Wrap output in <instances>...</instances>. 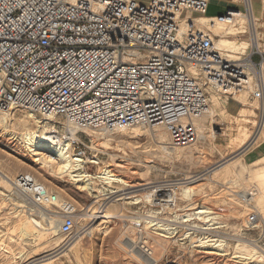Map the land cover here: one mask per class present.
I'll list each match as a JSON object with an SVG mask.
<instances>
[{"label": "built area", "instance_id": "obj_1", "mask_svg": "<svg viewBox=\"0 0 264 264\" xmlns=\"http://www.w3.org/2000/svg\"><path fill=\"white\" fill-rule=\"evenodd\" d=\"M229 2L234 7L210 17L209 0H0V114L58 119V131L47 136L74 160L92 152L81 139L85 130L163 128L168 148L193 145L202 138L195 121L206 113L211 93L232 99L246 92L261 118L259 39L253 46L259 63L251 57L231 63L217 45L229 35L206 27L242 17L235 35L247 34L251 43L254 26L258 36L251 0ZM9 188L7 197H18L25 212L58 213L59 233L74 235L72 209L55 205L56 195L32 175L18 174ZM240 196L251 207L255 194ZM257 217L250 209L245 229H256Z\"/></svg>", "mask_w": 264, "mask_h": 264}, {"label": "rangeland", "instance_id": "obj_2", "mask_svg": "<svg viewBox=\"0 0 264 264\" xmlns=\"http://www.w3.org/2000/svg\"><path fill=\"white\" fill-rule=\"evenodd\" d=\"M227 4L231 5L229 1ZM224 6L223 2H220L219 0H212L208 13H219L222 11ZM225 39L231 40L237 45L242 43L246 44L247 48L244 53L234 52L232 54L240 61H242L245 57L257 55L256 49L253 48L251 43H249L247 34L229 36ZM252 62L255 63L253 60ZM263 67L264 65L262 68ZM234 98L244 104L243 110H246L247 112H243V110H241L239 111L238 116L232 118L225 112L226 103L230 99H226L213 93L210 94L209 106L217 103L218 112L214 117L215 122L211 125L206 123L203 128L196 125L198 134L201 137L204 136L205 139L202 138L193 144V146L201 149V153L196 155L191 160L170 161L168 159H162L158 154L154 141L149 137V135L139 137V135L134 134L132 131L135 127L125 131V134L123 132H118L108 137H102L103 135H101V133L95 134L90 130L86 132L84 131L81 135V139L90 145L92 149V152L89 154L90 157L83 159V162H85V164H83V171H85L84 173L86 174L96 176L101 173L105 166H110L113 173L125 179L129 186H139L136 189H143L144 187L168 182H182L185 176L196 179L194 178L195 176L198 178L202 174H208L207 170L209 168L215 166L223 160L233 157L241 151L239 149L235 151L231 149L232 144L234 145V143L239 141L240 137L244 136L242 131L238 130L240 126H243L244 131L248 135L252 136L259 125V123H257L260 121L259 110H257L256 115L252 113L253 108H258L257 103L249 101L248 94L246 92H243ZM26 114H28V112L16 111L12 115H9V117H6L5 127H8L6 130L4 127L0 126L1 175L7 177L10 181L18 174L26 173L32 175L37 182L44 185L49 192L54 195H59L61 201L71 204L74 207V212L76 213L75 217L79 216L81 213H85V211L94 204L93 202L98 199L96 196L108 194L111 190H115L117 188H128V185L120 186L117 184H112L109 187L106 184L99 183L98 179H94V183H92L89 187L90 189L84 192L79 189L80 183L77 184L67 176L60 177L50 174L45 169L41 168L36 162L32 161L33 158L28 155L29 153L25 151L18 141V131L20 130L18 124L19 121L26 116ZM0 116L3 115L0 114ZM42 124L47 129H50L52 126L50 123ZM29 127L33 130L36 128L35 124L32 122H30ZM148 130L153 135L164 133L163 128ZM262 130L263 128L261 131ZM212 131L222 135H217L211 139L210 133H212ZM211 147H215L216 150L225 153V157L221 159L217 151H211ZM142 148L145 151H143ZM255 172L256 171H236L234 168L233 171L226 173L224 179L214 183L211 190L207 193L195 196V198H193L190 202L192 203L190 206H188L189 202H181L178 199H176V202L172 206L166 209L163 208L164 210L161 209V207H156L157 204L148 205L140 203L138 205H132L127 203L124 212L118 214L119 217L116 215L117 217L114 219L108 220V222L105 221L102 224L100 233L99 231H96L88 238L86 236L77 237L76 242L79 243L76 248L70 250L66 253V255L56 254V256L55 254L48 255L53 253V251L58 247L57 245L54 250H51L54 245L52 241H49L50 237H46L38 242L37 245L39 248H36L35 250L30 249V247H28V243L26 244L21 241L18 232L14 229H16L18 225L17 223H19L21 219L25 220L26 218L24 216L25 213H22V217L20 215L15 217L18 214L16 212L19 209L15 210L14 205L17 203L21 205L23 202L18 197H14L11 194L10 197L7 198L5 194L7 195L6 191H9L10 188L3 184L0 179V241L2 240V243L5 244L6 247L13 253V255L11 254L9 256H5L0 252V264H31L32 262H38L36 264H141L142 261H139L140 258L138 257L137 252H135L132 248H127L125 244V242L130 239L133 240L130 241H132L135 245L149 248L148 250L150 252L152 251L155 253L157 260L156 264H264V259L259 260L260 258H256L259 256L258 254L249 260L239 257V248H241L242 245L237 246V240L251 242L257 246L256 249L259 252L262 251L264 253V223H262L264 222V202L261 205H256L257 198H259L260 193L262 191L264 192V183H259L250 178V174ZM237 173L244 174L242 179L238 180L236 178ZM206 178L208 179V175H206ZM145 183L149 186H140ZM131 190L132 189H129L128 191L125 190L124 192H129ZM244 191H247V193L253 192L256 195L253 197L251 207L242 204L236 196ZM150 196L151 199H154L153 195ZM201 206L208 208L212 212L209 216L213 217L214 221L211 220L209 223H206L203 220L197 219L195 216H191L187 219V221L177 219L175 221L176 223H170L173 228L169 231L167 237L156 236L155 234L160 231L154 230L152 227L148 228L149 225H146L142 221L144 219L143 217L149 215L152 211H158V217L160 219L174 220L175 216L181 217L185 214H192ZM250 209H253L256 214H258V212L260 213V219L259 216L257 217L258 228L253 230L245 229L246 215L249 213ZM31 218L38 220L37 217ZM241 218L243 221L238 224L237 219ZM225 219H229V221L226 222ZM126 226L128 227L126 228ZM120 227H125L123 229L126 230L124 231ZM186 227H191L190 232L187 235H183V228ZM203 228L209 229L202 230ZM102 232L105 235L102 234ZM149 235H152V237ZM72 237L73 236L62 235L59 233V247H65L68 243H70V241L72 242ZM205 237H208V239L220 238L223 240V253L220 252L222 255L212 251H210L212 252L211 255L206 254L209 253V247H205L206 244L204 245L199 242ZM60 240L62 241L60 242ZM86 240L88 242H86ZM122 240H124L123 242L125 246L123 245ZM140 250L144 253L143 249ZM21 253L28 254L24 260L19 258V254Z\"/></svg>", "mask_w": 264, "mask_h": 264}, {"label": "bare ground", "instance_id": "obj_3", "mask_svg": "<svg viewBox=\"0 0 264 264\" xmlns=\"http://www.w3.org/2000/svg\"><path fill=\"white\" fill-rule=\"evenodd\" d=\"M232 7H234V6L228 5L227 9L232 8ZM252 15H253V12H252ZM208 22L209 21L206 20L205 18L198 19V23L200 24L201 27L206 26ZM244 23H245L244 18L236 17V19L234 21H232L230 25H227V26L213 25L212 26L210 24V25H207L206 27L210 28L214 34L219 35V36L220 35L234 36L236 33V29H238V28H236V26L237 25L242 26ZM251 40H252V42H251L252 46L258 45V41H257L258 39L256 37V30H255L254 26H252V28H251ZM217 45H218L220 50L222 49V50H225V52H226V54L224 56H222L223 59L225 61L231 62V63L238 62V58L235 55H232L234 52L244 53L245 49L247 48L246 44H244V43L237 45L235 42H233L231 40L224 39V38L219 39L217 41ZM249 46H250V44H249ZM261 79H262V81L264 80V68L262 70ZM217 109H218L217 103H214L213 105L209 106L206 113L202 117H200L198 120L195 121V125H198L200 128H203L206 123H209L210 125L212 123H214L215 122L214 117H215L216 113L218 112ZM243 112H247V111L243 110ZM1 115H3V116H0V126L4 127L6 130L8 128V127H5L6 117H9V116H6L4 114H1ZM30 122L34 123L36 126V128L34 130L29 127ZM42 123H50L52 126L50 129H47L43 126ZM57 124H59V121L57 119H43L42 120V119L38 118V116H36L30 112H28V114H26V116L19 121L18 126L20 127V130L18 131V135H19L18 141L22 145V147L25 149V151L29 153L28 155H30L33 158V160H32L33 162H36L41 168L45 169L50 174L57 175L60 177L67 176L72 181L76 182L77 184L80 183L79 189L81 191H84V192L86 190L90 189L89 187L92 183H94V181H93L94 179H98L99 183L106 184L109 187L112 184H117L120 186H127L128 185V182L125 181V179H123V178H121V177H119L113 173L112 169H110V166H105L102 169L101 173L100 174L98 173L99 175H96V176L84 173L85 171H83V164H82L83 160H81V159L74 160L71 157L69 152L62 153L52 144V142H50L49 137L47 136V133L51 134V133L57 132L58 131V129L56 127ZM262 128H264V107L261 110V118L259 121V125L257 127V131L254 133V135H252V136L248 135L244 131V127L240 126L238 128V130L242 131L244 136L240 137L239 141L234 143V145L232 144L231 149H233L234 151L238 150V149L239 150L244 149L248 144L252 143L255 138L257 139V136L261 132ZM86 131H90V130H85V132ZM91 131L95 134L101 133V135H103L102 137H108V136H111L112 134L118 133V132H123L125 134V131H117V132H105L102 130H99V131L98 130H91ZM126 131H128V130H126ZM132 131L134 134L139 135V137L149 135V137L154 141V144L157 147L158 154L162 159H168L170 161L191 160L196 155L201 153V149L197 148L193 145L183 147V148H174V149L168 148L165 145L167 143V140H168V136H167V133L165 131H164V133H158L156 135H153L148 129L143 128V127H138V126L135 127L134 130H132ZM210 134H211V139L217 135L218 136L222 135L220 133L217 134L214 131H212V133H210ZM116 136H118V135H116ZM133 136L136 137L135 135H133ZM209 137H210V135H209ZM100 138H101V136H100ZM202 138L205 139L204 136H202ZM21 150H22V148H21ZM142 150H143V148H142ZM143 151H145V150H143ZM209 151H210V149H209ZM211 151L212 152L217 151L219 153V156L221 157V159H223L225 157V153L216 150L215 147H211ZM238 165H239L238 162H233L232 160H230V161L225 162L224 164L218 166L217 168L213 169L212 171L208 172V174H204V175L202 174L198 178H197V176H195L194 178H196V179L189 180V177L185 176V178H183L182 182H168V183L153 185L150 187H144L143 189H136L139 186H129L128 185V188L121 187V188H117L115 190H111L108 194H102L100 196H96V198H98V199L93 202L94 204L88 210H86L85 213H83V214L81 213L77 217L74 216V218H75V228H74L75 233H74L73 237L71 238L72 242L70 241V243H68L65 247H62V248L59 247V238H58V235H59V229L58 228H59V224L61 223L62 217H60L59 216L60 214H58V213H53V214H51L53 216H51L46 211H43V210L35 211V210H33V212H31V214H28V211L26 210V212H25L22 209L23 206L17 203L14 205V207H15V210H17V209H19V210L16 212L18 214L17 215L15 214L16 215L15 217H18L19 215L22 217V213L23 214L25 213L24 216L26 219L25 220L21 219L19 221V223H17L18 225L16 224L17 227L14 230L18 232L19 237L21 238V241L23 243H26V244L28 243L29 244L28 247H30V249H32V250L39 248L37 243L40 242L42 239H45L46 237H50L49 241H52L53 245H54V247H52L51 250H54L57 245H58V247L53 251V253L48 254V255H54V254H55V256H56V254L57 255L58 254L66 255V253H68L70 250L77 247V245L79 243V242H76L77 237H83V236L85 237L86 236L88 238V237H91L92 234L96 231H99V233H100L102 224L105 221L108 222V220L114 219L115 217H117L116 215L120 214L121 212H124L125 206L127 203H130L132 205H138L140 203H145L148 205L157 204V205L161 206L162 208H168L176 202V199H178L181 202H189L188 206H190V205H192V203H190V202L192 201L193 198H195V196H197L199 194L207 193L209 190H211L212 185L214 183H217L221 179H224L226 173H228L229 171H233V169ZM206 175H208V179L206 178ZM243 176H244V174H242V173L236 174V178L238 180L242 179ZM250 178L254 179L255 181H257L259 183H264V171H256L255 173L250 174ZM0 179L2 180L3 184L10 187V180L7 177H5L4 175H1ZM169 181H171V180H169ZM50 183H52V182H50ZM143 185L149 186L146 183L141 184L140 186L142 187ZM129 189H132V190L129 192H124L125 190L128 191ZM241 191H243V190H241ZM248 193H247V191L246 192L244 191L241 196L240 195H236V196L237 197L240 196V199H241V197H246L248 195ZM150 195H153L154 199H151ZM232 196H233V194H232ZM56 197H57V202L55 205H57L60 209H63V210H65L66 207H70L72 209L73 213L76 214L74 212V207L71 204H69L65 201H61V198L59 195H56ZM263 202H264V192L262 191L259 195V198H257V204L256 205L257 206H258V204L261 205ZM158 213H159L158 211L157 212L152 211V212H150L149 215L144 216L143 217L144 219L142 220L146 225H149L148 228L152 227V228H154V230L160 231V232H157V234H155L158 237H167V234H169V231L173 228V226L170 223H176L175 221L177 219L187 221V219L190 218L191 216H195V217H197V219L203 220L206 223H209L211 220H213V217L209 216L210 214H212V212L208 208H205L203 206H201L197 211H195L192 214H185L184 216H181V217L175 216L174 220L160 219L158 217ZM257 215L259 216V219H260V213L259 212ZM30 216L31 217H37L38 220L32 219ZM118 217H119V215H118ZM118 220H120V219H118ZM262 223H264V222H262ZM210 225H208V226H210ZM127 227L128 226H126V228ZM106 228H108V227L106 226ZM123 228H125V227H123ZM123 228H121V229H123ZM255 228H258V223H257ZM183 229H184L183 235L184 234L187 235V234H189L191 227H189V228L186 227ZM207 229H209V228H203L202 230H207ZM108 230H109V228H108ZM104 233H105V231H104ZM104 233L102 232V234H104ZM149 236L152 237V235H149ZM124 240H122V242ZM130 240H132V239H130ZM130 240L125 242V244H126L127 248L128 247L132 248L135 250V252H137L138 257L140 258L139 261L141 260L142 263H144V264H156L157 263L155 253H153L152 251L150 252L149 255L142 253V251L140 250L142 246L139 247L132 242L133 240L132 241H130ZM61 241L62 240H60V242ZM237 241H238L237 246L242 245V247L239 248V250H240L239 257H242L245 260H249V259L254 258V256L258 254L259 256H257L256 258H258V259L260 258L259 260L264 259V253L262 251L259 252L256 249L257 246L254 243L247 242V241H241V240H237ZM86 242H88V241L86 240ZM199 242L201 244H204V245L206 244L205 247H209V249H208L209 253H206V254L211 255L212 252H214V253L217 252L220 255H222L220 253L223 251L222 248H223L224 243H223L222 239H220V238L208 239V237H205V238H203V240H200ZM157 244H159V243H157ZM123 245H124V242H123ZM144 246H146V245H144ZM82 248H83V246H82ZM147 249H149V248H147ZM210 251H212V252H210ZM0 252L2 254H4L5 256H9L11 254L13 255L11 250H9L6 247V245L2 243V240L0 241ZM27 255L28 254H26V253H24V254L21 253V254H19V258L21 260H24ZM14 257H16V256H14ZM136 260H138V259H136ZM36 263H38V262H32L31 264H36Z\"/></svg>", "mask_w": 264, "mask_h": 264}, {"label": "crops", "instance_id": "obj_4", "mask_svg": "<svg viewBox=\"0 0 264 264\" xmlns=\"http://www.w3.org/2000/svg\"><path fill=\"white\" fill-rule=\"evenodd\" d=\"M220 2H223L225 5L221 12L216 14H209V8L210 3L212 0H209L207 15L208 16H216L217 14L224 13L227 9L229 0H219ZM252 4V12L253 16L255 17L256 25H257V38L259 39V45L264 53V0H251ZM252 60L255 63H259L260 57L259 55H253ZM264 68V67H263ZM261 69L260 73L262 74ZM264 83V80H263ZM249 101L255 102L251 99V97L248 95ZM256 103V102H255ZM244 104L239 101L236 98H232L228 100L225 107V112L229 117L235 118L239 115V111L243 110ZM258 108H253L252 113L256 115ZM238 156V157H237ZM233 162H238L239 165L235 167L236 171H264V128L257 136V139L255 138L252 143H250L244 150L239 152L233 159H231ZM243 167V168H242ZM226 222L229 221V219H225ZM240 220V222H239ZM233 221V220H232ZM242 218L237 219V223H242Z\"/></svg>", "mask_w": 264, "mask_h": 264}, {"label": "water", "instance_id": "obj_5", "mask_svg": "<svg viewBox=\"0 0 264 264\" xmlns=\"http://www.w3.org/2000/svg\"><path fill=\"white\" fill-rule=\"evenodd\" d=\"M248 145H249V144H248ZM248 145H247V146H248ZM247 146H246V147H247ZM246 147H245V148H246ZM245 148H244V149H245ZM244 149H242V150H244ZM242 150H241V151H242ZM241 151H239V152H241ZM239 152H238V153H239ZM238 153H237V154H238ZM237 154H236V155H237ZM236 155H234V156H236ZM234 156H233V157H234ZM233 157H231V158H229V159H226V160H224V161H222V162L216 164L215 166L209 168V169L207 170V172L212 171L213 169H215V168H217L218 166L224 164L225 162H227L228 160L232 159ZM207 172H206V173H207Z\"/></svg>", "mask_w": 264, "mask_h": 264}]
</instances>
